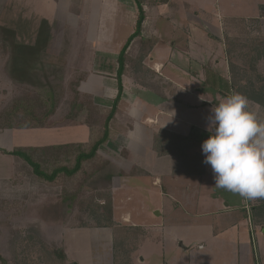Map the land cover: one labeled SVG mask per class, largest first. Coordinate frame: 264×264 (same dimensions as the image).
Listing matches in <instances>:
<instances>
[{
    "label": "rangeland",
    "instance_id": "374dc122",
    "mask_svg": "<svg viewBox=\"0 0 264 264\" xmlns=\"http://www.w3.org/2000/svg\"><path fill=\"white\" fill-rule=\"evenodd\" d=\"M64 1L61 4L54 3L50 8L51 12L47 14L50 9H45L40 0H33L37 8L46 14L48 22L42 29L43 34L33 54L35 61L26 65L28 73L20 76L16 80L18 82L13 80L9 70L11 46L0 41V113L13 102L24 101L33 102L40 108L39 114L43 115L46 109L40 107L43 99L40 90L43 84L53 87V90L47 88L45 91L49 101L52 96L58 97L54 114L47 120L46 126L39 128L31 138L37 148H43L50 143L76 145L86 138V112L80 114L82 117L77 121L66 118L75 98L72 86L77 81H81L79 98L82 103L89 101L91 105L95 103L97 107L103 108L111 106L118 93L116 78L112 80L111 76H106L108 65L94 68V52L97 51L82 49L90 48L95 42L102 51L117 54L119 57L120 50L135 32L138 18V10L132 0H118L117 9L113 13L102 14L101 9L98 11L99 17L104 18L100 27L104 21L107 22L106 18H110V23H107L111 25L110 31L106 30L100 35V30L97 31L94 26L97 11H91L90 0L81 1L74 6L68 5L71 0L67 4ZM206 3L207 8H210L207 11L208 17L202 13L200 18L209 19L217 27H220L219 14L230 19L224 22L222 29L224 44L233 51V67L235 69L240 64L245 69V78H255L254 75L260 72V60L263 59L259 51L264 50V25L259 20L240 19L256 17L261 11L260 5H264V0H206ZM0 7V26L13 30L17 28L23 37L21 22L29 9L16 7L17 11H21L18 18L12 20L14 7L3 9L1 4ZM173 7V13L179 12L181 0H175ZM92 13L94 14L90 17ZM171 16H158L157 19L154 14L152 16L154 23L148 30L156 32L157 38L153 43H157L158 48L152 57L141 62L140 46L134 48L130 44L127 52H130L128 56L131 66L127 69V75L123 76L122 84L123 91L126 92L127 89L132 96L160 106L165 105L162 94L171 96L172 93V90L164 89L162 77L173 76L183 86L179 103L166 106L168 111L172 110L171 115L155 117L154 124L147 121V118V125L142 123L144 118H137L134 111L135 118L128 120L119 115L121 118L117 123L121 121L125 124L119 123L116 140L109 143L102 152L117 168L113 171L114 179L110 187L107 183L102 188L99 185L101 189L109 188L113 191L116 228L129 229L126 226L136 225L139 229L130 231L129 242L125 241L119 246L128 244L124 249L131 251L128 256L129 264H239V259H242L238 256L239 246L241 251L248 252L252 259L251 264H256L253 259H257V264H264V228L252 225L249 200L216 187L210 165L205 164L202 176L176 177L171 174L174 158H157L149 149L154 135L160 130H172L201 142L206 140L209 134L199 129H207L211 109L224 100L219 88H231L228 85L225 61L208 53L196 55L193 50H189L185 32L181 29L186 26V21L182 19L174 24L167 19ZM39 19H43L41 13L36 16L35 23H31L30 41L17 39L18 42H34ZM13 21L16 25H13ZM97 36L99 39H95ZM188 52H191L192 61L186 56ZM110 58L113 57L107 55L101 60L105 64H111ZM152 58H156L155 61L167 60L168 66L162 72L155 73L150 70L154 67ZM202 58L206 63L204 67L200 65ZM170 59L181 70H176L169 63ZM195 71L204 76L201 77L203 82L193 83L191 77L195 76ZM130 74L133 75V80L145 84L147 88L138 86L136 82H128ZM21 77L24 81H20ZM187 88L197 96H189ZM201 98L208 103L201 102ZM89 106H85L87 110H90ZM126 106L129 104H119L117 114H124ZM192 106L195 108L191 109ZM175 115L178 119H175ZM260 121L264 122V119ZM193 126L199 129H194ZM156 127L157 130L154 131ZM46 128L48 129L44 130ZM3 137L0 138V145L3 146L0 147V152L5 155L1 150L8 151L6 148H9L11 151L17 147L14 144L10 147L11 142ZM129 138L140 144L137 153L127 152ZM123 152H126L125 158H122ZM198 152L203 154L202 150ZM112 155H116L118 160L111 158ZM9 157L7 165L11 176L7 177L5 174V178H0V257L6 259L7 264H47L46 258L52 259V252L61 249L65 251L69 264H113L112 259L115 264H126L125 260L118 263V259H114L116 241L122 238L118 237L116 229L95 226L100 221L103 222L102 218L99 221L88 211L80 210L79 200L87 198L89 191L83 192L82 199L75 201L72 216L66 225L62 224L61 221L66 216L54 219L50 216L53 213L50 209L48 212L47 207L53 208V205L60 202L59 197L64 192H70L63 177L53 184L41 182L25 162ZM118 169L124 171L126 176L119 178ZM140 170L145 175H140ZM97 180L100 179L95 178L94 181ZM78 181L85 183L82 174ZM85 185L87 188L96 186L87 183ZM228 208L231 214H225ZM121 257L126 259L124 254Z\"/></svg>",
    "mask_w": 264,
    "mask_h": 264
},
{
    "label": "trees",
    "instance_id": "16d2710c",
    "mask_svg": "<svg viewBox=\"0 0 264 264\" xmlns=\"http://www.w3.org/2000/svg\"><path fill=\"white\" fill-rule=\"evenodd\" d=\"M138 10V18L135 25V32L128 39L118 57V93L116 98L112 101L109 108L96 106L95 103L86 101L82 103L80 100L79 86L81 81L73 84L74 99L71 103V112L68 113L67 119L79 120L82 116L80 114H87L86 126L89 129V139L85 143L76 145H59L49 146L43 148H15L12 151L1 150L5 155H9L15 159L25 162L31 169L32 174L41 182L53 184L57 179L63 177L66 186H69L70 192H64L59 197L60 202L53 205V208L47 207V211L51 210L50 216L54 219L66 216V219L61 221L62 224L68 222L72 216L73 204L78 199H82L81 195L85 191H89V196L84 200H79L78 206L81 211H88L95 218H102L103 222L96 224L97 227L116 229L118 239L116 242V254L114 259H118V263L125 260L129 264V253L124 249L128 244L122 247L119 244L127 241L129 242V232L138 231L137 227H119L116 228L114 221V198L113 191L109 188L101 189L104 184L110 187L113 183V171L117 169L110 159L103 156L102 152L106 150L109 143L116 140L119 134L120 126L115 121L118 110V105L122 101L123 84L122 78L126 73L127 65V50L130 44L141 36L143 25L146 20L144 11V3L146 0H133ZM261 17L264 18V6L261 7ZM45 25V23H44ZM42 28L39 33L38 42L42 36ZM0 41H5L11 46V59L9 63V70L13 80H18L20 76H25L28 73L27 64L31 63L30 54L27 51L28 47L17 45L15 42V32L7 26H0ZM259 44V43H258ZM144 56L142 59H145ZM22 78V77H21ZM20 81H24L23 78ZM18 82V81H16ZM53 87L51 85H42L43 99L41 108L45 107L43 115L39 114V109L33 102L15 101L0 115V129H39L46 126L47 120L52 117L58 103V97L52 96L51 103L46 94V89ZM53 92V91H52ZM54 93V92H53ZM53 95V94H52ZM90 105V106H89ZM90 110H87L86 107ZM93 106V107H92ZM77 111V112H76ZM88 111V112H87ZM203 142L183 135L175 134L166 130H160L154 135L153 153L157 158L171 156L174 158L172 168L173 176H202L204 173L205 164L203 163L205 157L199 153L202 150ZM126 152L122 153V158H125ZM118 160L116 155H112ZM118 176L125 177L126 174L121 169H118ZM140 175H145L144 171L140 170ZM83 177V182L79 183L78 179ZM95 178L100 179L94 181ZM95 185L93 188H87L85 184ZM102 185L101 188H99ZM107 187V186H105ZM62 208H61V206ZM46 206V205H45ZM251 221L254 226L264 227V199L258 200V206L251 211ZM60 222V224H61ZM123 228V230H121ZM131 228V229H130ZM122 234H118V233ZM53 253V258H46L47 264H69L67 255L63 249L56 250ZM124 254L125 258L121 257ZM0 264H7L6 259L0 257ZM46 263V262H45ZM115 264V262H114Z\"/></svg>",
    "mask_w": 264,
    "mask_h": 264
},
{
    "label": "crops",
    "instance_id": "0c3cea01",
    "mask_svg": "<svg viewBox=\"0 0 264 264\" xmlns=\"http://www.w3.org/2000/svg\"><path fill=\"white\" fill-rule=\"evenodd\" d=\"M40 1H41L42 5L45 7V9H47V8L50 9L53 7L54 3L57 2V3L61 4L64 0H40ZM67 1H69V0H66V4H67ZM81 1H85V0H75V1L71 0L70 2H68V5L69 6L70 5L74 6L77 4L79 5V3ZM87 1H89V0H87ZM117 1L118 0H90L91 7H92L91 11H93L94 13L97 11L96 12L97 20H94V23H95L94 26H95V28L97 27V29H96L97 31L100 30V33H101L100 35L104 34V32H106V30L110 31L111 25L107 23V22L110 23V20H109L110 18H108V19L106 18L107 22L104 21L103 25H101V27H100V24L102 22L101 20L104 18L102 16V19H101L99 17V14H97V13L100 9L103 11L102 14L111 13V12L113 13L117 9V6H118ZM205 1L206 0H181V7L179 8V12H174L176 14L175 15L173 13V11L175 10L173 7L175 0H146V3H144V11H145V15H146V20H145L144 25H143L142 34L140 37L136 38L131 43V47L135 48L136 46L137 47L140 46V48H139V49H141L140 61L141 62L145 61L148 57H152L153 53L157 52L155 50L158 49V48H156L157 43H155V42L153 43V40L157 38L156 32H150L148 30V27L154 23L153 22L154 18L152 17L153 14L156 17L155 19H157L158 16L162 17L164 15H172L170 18H167V19L172 21L174 24H175V21H176V23H178V20L181 21L182 19H184L186 21V26L182 27L181 29H182V31L185 32L184 34L186 35V39L188 40V46L190 47L189 50H193L196 55H202L203 53H206V54L208 53L209 55L219 57L222 60H224L225 63L227 64L228 85H230L231 88L228 89L227 88L228 86H226V87L224 86L223 88H219L218 91L222 95V97L225 99L227 96L234 94V93H238V94L245 96L249 101V110L256 114L258 120H260L262 118L264 119V50L259 51L260 54L262 53L263 59L260 60V64L258 65L260 68V72H258V75H254L255 78H252L251 80L245 78V69H243V67H241L240 64H237V68L234 69L233 66H235V64L232 63V62H234L232 60V56H233L232 52L233 51L231 49L229 50L228 47L224 44L225 43L224 42L225 37H224V30L222 29V26L224 25L225 21L230 20V19L227 18L226 16L224 17V16H221L219 14L218 22H220V27L213 25L212 24L213 22L210 21L209 19L202 20L200 18L202 13L205 15V17H208L207 11H208V9H210L209 7L207 8V3L205 4ZM12 3H14L13 6H11ZM0 4L2 5L3 9L7 8V7H9V8L14 7V14L12 15V20L17 19L19 14H20V11H21L19 9L17 11L16 7H21V8L23 7V8L29 9L28 12L26 11V13L24 14V16H23L24 20L21 22V25L23 26L21 32H24V34L22 35L23 37H21V35H20L21 33L17 28H14L15 30H13V31L15 32L16 44L23 46V47H28L27 51L29 52V54L31 56L30 59H31V61L34 62L35 58H33V54L35 53V50L39 44L38 38H39L40 30L42 28V25H44V23L46 25V23L48 22V19H46L47 18L46 14H44V12H42L40 9L37 8V6L33 3V0H0ZM262 6H264V5H260L259 9H261ZM31 7H33V8H31ZM91 11H90V13H91ZM170 11H172L173 14ZM50 12H51V9L49 10V12H47V14H49ZM70 12H72V8L70 9ZM40 13L43 15V19H39V21H38L39 28H38V31L34 35V37H35L34 42L32 44L31 43H29V44L22 43L20 41L18 42L17 39L18 40L25 39V40L30 41L29 40V38L31 37V33H30L31 31L30 30L32 28L31 23H33V24L35 23V18L37 15L39 16ZM94 13H92L90 15V17ZM155 13H156V15H155ZM68 15H70V13H68ZM28 18H29V20H28ZM99 18H100V21H99ZM240 20H259L262 23V25H264V18L261 17V11L259 12V14L256 17L242 18ZM13 25H16L15 21H13ZM135 25H136V23H135ZM95 33H94V36H95ZM262 34L264 35V32H262ZM97 38H98V36L95 37V39H97ZM105 40H108V39H105ZM103 47H105V46H103ZM174 47H176L175 43H174ZM82 50L97 51L96 53L94 52V57H95L94 68L106 67L105 65H108L109 67L107 69H109V71L107 72L108 75H106V76H111V79L115 80L114 78H116V76H117V71H118V67H119L118 56H116L117 54L112 55L110 53L102 51L100 48V45L98 43L95 44V42L90 46V48L88 47V48L82 49ZM121 50H120V52H121ZM120 52L118 55H120ZM84 53H87L89 55L88 52H84ZM129 53L130 52H127V55H129ZM190 54H191V52H188L186 54V56H188L189 59L192 61ZM107 55H109V57H111V56L113 57V58H110L111 62H112L111 64H105V62H103L101 60L102 57H106ZM144 56H146V58L142 59ZM155 59L156 58H154V59L152 58V60L154 61V64H153L154 67L150 70H152L155 73L156 72L160 73L163 71V69H165L168 66L166 64L167 60L164 61V60L158 59V61L157 60L155 61ZM200 59H201V57H200ZM128 62H129V56L127 59L126 73H127V69L129 68V65L131 66V63L129 62V64H128ZM169 63L172 64L176 70H181V69H179L177 64H174L171 61V59L169 60ZM217 63H220V62L217 61ZM205 64L206 63L203 62V58H202L200 65L202 67H204ZM232 68H233V70H232ZM126 73H125V75H127ZM254 73H255V71H254ZM193 74L195 76H192L191 79L194 80V82L193 81H191V82H193L195 84H199L200 82H203V81H201L202 78H204L203 75L198 74L197 71H195ZM113 76H115V77H113ZM155 76L157 77V75H155ZM257 77H260V78H257ZM126 78H128V76H126ZM162 78L164 80V81L162 80L163 84H164V89L165 90L166 89L172 90V93L170 94L171 96H167V93H165V94L163 93L164 95L162 94V96H161L162 101L165 102V105L160 104V106L159 105L156 106L155 104H152L149 101L148 102L144 101L143 99L139 98L138 96L134 97L126 89V92L123 91L124 93L122 95V101L120 103V106L125 104V103L129 104V106H126V111L124 114H116L115 121L118 122L121 118L120 116H124L126 120L131 119V118H135L134 112H135V114H137L136 115L137 118H139V119L144 118V120L141 121L144 124H146V121H145L146 118H147V121L149 120L150 122H153V119L155 117L159 118L160 116L165 115V114L171 115L170 111H172V110L169 109L170 111H168L166 106H175L179 103L180 94H181L180 90H182L183 86L181 85V82L176 80L175 78H173V76L164 75ZM133 79H134L133 75L130 74V78H129L130 81L128 80V82H130L131 84L133 82H136V84L138 86L147 88L146 86H144L145 84L138 82V81H135ZM161 84H160V86H161ZM117 89H118V87H117ZM187 92H188L189 96L190 95L191 96L196 95V94L192 93L190 88H187ZM201 102H203L205 104L208 103V101L206 99H202V98H201ZM194 108H195L194 106L191 107V109H194ZM1 114L2 113H0V115ZM168 117L173 118L174 116H172V117L168 116ZM175 119H178V117L176 115H175ZM119 123L122 125L125 124L124 122H121V121ZM119 123H117V124L119 125ZM152 124H154V122ZM192 128L199 129L196 126H193ZM47 129L48 128H46L44 130H47ZM39 130L40 129H8V130L1 129L0 130V138L1 139L4 138L3 136L8 138L7 141L9 143L11 142V144H9L10 147H12V144H14V146L17 148H37V147H34L36 144L34 143V140L31 138ZM156 130H157V127L154 129V131H156ZM167 130H169V129H167ZM199 130H202L204 133L209 134L208 131H206V128L199 129ZM169 131H171L172 133H175L172 130H169ZM87 132H88L87 134L84 133V136H86V138L83 141L80 140L79 143H77V144L85 143L88 141L89 129H87ZM131 133H133V130L130 131L129 134L131 135ZM175 134H178V133H175ZM127 140H128V144H129V146L126 149L127 152L133 151V152L137 153L138 147L140 144L134 140H131V138H129ZM152 142H151V147L149 149L153 153ZM59 145H67V144H59ZM59 145L58 144L52 145L50 143V144H45V146L44 145L43 146L49 147V146H59ZM0 147L2 148L3 146L0 145ZM6 149H8V151H10L9 148H6ZM9 158H10L9 156L3 155L0 152V178L1 177L5 178L6 175H7V177L11 176L10 175L11 174L10 169L8 170V165H7L8 164L7 160H9ZM173 164L174 163L172 161V165ZM258 200L259 199L249 200L250 211H252L256 206H258ZM229 211H230L229 208L227 210H225V214H231ZM251 223H252V221H251ZM132 226L138 227L136 225H132ZM257 227H261V226H257ZM262 228H264V227H262ZM105 229H107V228H105ZM241 249L242 248L239 246L238 256L240 258H242V259H239L240 260L239 264H251L252 259H250L248 252L241 251ZM253 260L257 264V259H253ZM112 261L114 264L113 259H112Z\"/></svg>",
    "mask_w": 264,
    "mask_h": 264
},
{
    "label": "clouds",
    "instance_id": "9594fccd",
    "mask_svg": "<svg viewBox=\"0 0 264 264\" xmlns=\"http://www.w3.org/2000/svg\"><path fill=\"white\" fill-rule=\"evenodd\" d=\"M201 148L215 186L246 200L264 199V122L238 93L211 109Z\"/></svg>",
    "mask_w": 264,
    "mask_h": 264
},
{
    "label": "water",
    "instance_id": "95a60500",
    "mask_svg": "<svg viewBox=\"0 0 264 264\" xmlns=\"http://www.w3.org/2000/svg\"><path fill=\"white\" fill-rule=\"evenodd\" d=\"M181 247H183V248H184L183 244H181ZM185 249H186V248H185Z\"/></svg>",
    "mask_w": 264,
    "mask_h": 264
}]
</instances>
